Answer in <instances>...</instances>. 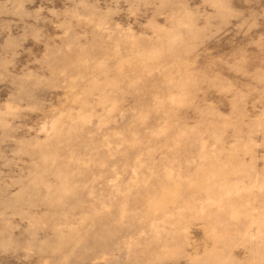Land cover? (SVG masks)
<instances>
[{
    "label": "rangeland",
    "instance_id": "1",
    "mask_svg": "<svg viewBox=\"0 0 264 264\" xmlns=\"http://www.w3.org/2000/svg\"><path fill=\"white\" fill-rule=\"evenodd\" d=\"M0 264H264V0H0Z\"/></svg>",
    "mask_w": 264,
    "mask_h": 264
}]
</instances>
